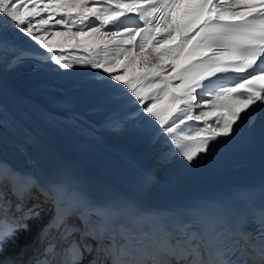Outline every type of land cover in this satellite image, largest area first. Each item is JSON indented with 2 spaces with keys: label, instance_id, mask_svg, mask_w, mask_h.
Instances as JSON below:
<instances>
[{
  "label": "snow or ice",
  "instance_id": "6c2138e0",
  "mask_svg": "<svg viewBox=\"0 0 264 264\" xmlns=\"http://www.w3.org/2000/svg\"><path fill=\"white\" fill-rule=\"evenodd\" d=\"M3 27L26 35L41 56L63 69L73 68L65 48L68 40L78 41L71 46L76 50L85 45L82 50L90 54L93 49L103 51V60L77 63L100 69L127 92L186 162L196 163L200 153L210 151L209 141L231 139L251 112L264 108V0H0ZM182 58L191 62L178 70L176 61ZM121 59L126 61L123 74L110 67ZM136 60L145 71L134 83L125 77ZM149 77L160 78L152 85L156 94L138 87ZM160 92L169 98L163 112L157 110ZM34 187L31 177L0 172V220L12 207L8 192L19 202ZM33 215L38 213L0 223V264H15L5 252L28 230ZM104 217V208L86 206L79 215L83 231L76 225L65 227L62 239L67 247L61 264H84L85 254L88 264H264V214L255 234L238 229L223 248L206 242L205 232L192 223H184L132 259H125L132 254L104 225ZM74 233L80 238L74 239ZM40 255L45 259L35 258L34 264H53L56 246L50 244Z\"/></svg>",
  "mask_w": 264,
  "mask_h": 264
},
{
  "label": "bare ground",
  "instance_id": "6f19581e",
  "mask_svg": "<svg viewBox=\"0 0 264 264\" xmlns=\"http://www.w3.org/2000/svg\"><path fill=\"white\" fill-rule=\"evenodd\" d=\"M0 30L5 32V40L0 44V52H5L4 57L0 53V75L4 80L13 81L43 102L57 106L63 112L65 111L69 115L73 114L78 119L88 122L95 128V132L98 131L95 134L97 137L121 151L124 159L135 168L145 169L142 161L135 158V154L149 163L162 161L181 166L191 163L174 153L168 138L145 119L141 114L140 106L129 97L127 92L109 82L101 74L100 69H91L85 63H77V59L103 60V51L93 49L90 54L82 50L85 45H81L80 50H76L71 46L76 45L78 41L68 40L65 43V48L68 50V62L73 64V68L63 69L48 61L46 57L41 56V49L30 42L26 35L13 30L11 27H3ZM139 39L140 37L137 38V41ZM24 61L30 62L31 67L22 68L20 63ZM187 61L185 63H181V59L176 61L178 70L183 68L188 63ZM124 63L126 61L121 59L119 64L110 65V67H114L117 72L123 74ZM144 71L142 62L136 60L125 79H133V82L136 83L134 77L141 75ZM159 79L149 77L141 81L138 87L145 92L156 94L158 90L152 85L157 83ZM0 82L2 81L0 80ZM175 82L177 81H173V83ZM53 89L59 91L58 97L50 94ZM160 97L157 102V110L163 112L169 107V98L163 96L162 92H160ZM262 110L264 112V108ZM254 112L256 114L254 121L257 122L254 123L253 121V125H250L252 119L247 117L231 139H223L219 143L209 141L211 150L200 153L197 162L206 160L224 150L248 147L255 139L263 136L264 120L260 123L258 120L264 119V113L260 115L259 107ZM68 120L78 124L71 118ZM187 123L194 124L197 122L188 121ZM257 124L259 125L255 127ZM201 128H203L202 124ZM199 130L196 129V131ZM184 134H194V132L186 131ZM0 154L9 155L19 166L32 169L39 181L51 176L56 170V165L64 159L63 152L54 150L49 144L37 137L32 129L21 124V121L16 117L5 113V106L1 99ZM110 178L111 175H106V179ZM35 193V188H33L28 195L29 198ZM35 202L32 197L29 203ZM32 220L37 222L39 218L35 216ZM26 235L25 232L24 237ZM33 242L34 237H31L26 245L29 244L27 246H30ZM25 246L23 250L26 249ZM19 247L18 244H12L8 248L17 251ZM26 253L27 250L24 251L23 256H26Z\"/></svg>",
  "mask_w": 264,
  "mask_h": 264
},
{
  "label": "rangeland",
  "instance_id": "374dc122",
  "mask_svg": "<svg viewBox=\"0 0 264 264\" xmlns=\"http://www.w3.org/2000/svg\"><path fill=\"white\" fill-rule=\"evenodd\" d=\"M4 34H5V32L3 31H1L0 30V44L5 40V37H4ZM1 53V56H5V52L3 53V52H0ZM8 60H9V58H8ZM8 62H10V61H8ZM7 65H8V63H7ZM263 110H262V108H259V112H260V115H261V113L263 114L264 112H262ZM248 118H250V116H248ZM247 119V118H246ZM264 119H259L258 120V123H260L261 121H263ZM253 121H254V119H252V121L250 122V125H253ZM255 122H257V121H254V123ZM197 123H200V125L202 124L203 125V123L202 122H197ZM259 124H257V125H255V127L256 126H258ZM204 126V125H203ZM241 128H242V126H241ZM36 209H39V211L42 209V206H40V205H38V206H36ZM34 216V215H33Z\"/></svg>",
  "mask_w": 264,
  "mask_h": 264
},
{
  "label": "water",
  "instance_id": "95a60500",
  "mask_svg": "<svg viewBox=\"0 0 264 264\" xmlns=\"http://www.w3.org/2000/svg\"><path fill=\"white\" fill-rule=\"evenodd\" d=\"M20 66L22 67V68H25V69H27V68H30L31 67V63L30 62H22L21 64H20ZM55 95V96H59V92H58V90H56V89H53V91H52V95Z\"/></svg>",
  "mask_w": 264,
  "mask_h": 264
}]
</instances>
